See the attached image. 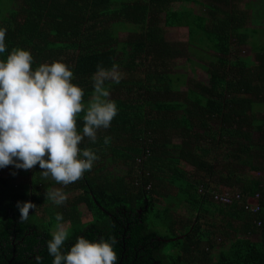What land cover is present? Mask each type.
<instances>
[{
	"label": "trees",
	"instance_id": "obj_1",
	"mask_svg": "<svg viewBox=\"0 0 264 264\" xmlns=\"http://www.w3.org/2000/svg\"><path fill=\"white\" fill-rule=\"evenodd\" d=\"M251 7L233 0H0V25L7 28L0 59L21 47L31 51L33 68L63 60L85 105L98 67L105 76L120 67L127 73L105 80L108 91L122 95L109 93L118 109L110 126L97 130L94 144L85 138L80 145L98 159L80 179L60 184L78 190L75 196L62 205L46 199L54 180L38 166L9 165L0 173V264H36L37 254L51 264L46 242L57 213L62 223L71 221L65 251L77 236L111 235L118 264H264V29L249 26ZM179 26L188 40L171 44L165 28ZM120 31H128L125 39ZM243 45L250 55L240 54ZM182 56L203 62L209 82L174 72L172 58ZM182 161L202 176H190ZM115 162L126 165L124 174L112 176ZM247 167L263 175H248ZM222 184L238 187L243 199L259 193L258 212L216 204L211 193ZM17 201L37 205L22 222ZM81 205L93 219L79 226ZM214 227L228 244L211 255Z\"/></svg>",
	"mask_w": 264,
	"mask_h": 264
},
{
	"label": "clouds",
	"instance_id": "obj_2",
	"mask_svg": "<svg viewBox=\"0 0 264 264\" xmlns=\"http://www.w3.org/2000/svg\"><path fill=\"white\" fill-rule=\"evenodd\" d=\"M6 32L7 28L0 25V55L6 51ZM33 63L31 51L21 47L13 48L6 58L0 59V169L9 165L19 170L38 166L42 177L68 185L90 171L98 159L94 150L80 146L82 141L87 138L94 144L97 130L107 129L118 109L105 87L108 77L99 67L100 74L92 78L93 97L85 105L83 88L72 82L71 65L53 60L33 68ZM82 111V127L78 130L77 116ZM108 141L105 136L104 143ZM44 195L55 205L66 200L60 189L47 190ZM16 207L18 221L22 222L30 209L36 211L37 205L17 201ZM55 220L51 238L46 242L51 264H118L114 236L92 240L77 236L65 251L69 230L60 213ZM34 259L41 264L39 254Z\"/></svg>",
	"mask_w": 264,
	"mask_h": 264
},
{
	"label": "rangeland",
	"instance_id": "obj_3",
	"mask_svg": "<svg viewBox=\"0 0 264 264\" xmlns=\"http://www.w3.org/2000/svg\"><path fill=\"white\" fill-rule=\"evenodd\" d=\"M204 1V0H201ZM240 8L245 9L246 7V3H251L252 7H251V12H253L252 14V20L250 19L249 21V26L254 27V28H261L264 29V0H233ZM175 7L178 6V4L174 5ZM189 6V4H188ZM191 7H193L195 9L196 12H201L202 11V6L200 4H196V3H191L190 4ZM165 32H166V39L168 42H170L171 44L176 43V42H183L185 43L188 40V29L186 27H166L165 28ZM128 35V31H120L119 32V36L121 37V39H125L126 36ZM250 46L249 45H243L240 48V54H242V56H248L250 55ZM196 58V57H194ZM196 60V59H195ZM172 62L174 64V69L173 71L176 73H181V74H185L187 78H194L195 80H199L202 81L204 83H208L209 82V75L206 71V69L203 67V62H201L200 60H196L195 63H191L188 61L187 57L182 56V57H174L172 58ZM139 74H141V72H138ZM106 76L109 77L110 79H113V77H115V79L113 80H119L121 78H124L127 76V73L125 71H123L121 69V67L118 68H114L112 70H109L108 73H106ZM182 89H185V86H182ZM123 92V91H122ZM109 93H120V91H116V90H112L109 88ZM122 96V95H121ZM180 139L178 137L174 138L175 142H178ZM245 159L249 160V157H245ZM181 166L189 173L190 176L194 175V176H202V173L197 171L192 165L182 161ZM126 165L125 164H120V163H113L110 171L112 176H118V175H122L125 173L126 171ZM9 171V166H6L3 169H0V173L6 175ZM244 172L248 175H252V176H262L263 174L258 172V171H253L250 170L248 167L244 169ZM21 179L25 178V175H21L20 176ZM51 179V177H50ZM52 180V179H51ZM214 186V184H213ZM61 186L60 184H57L54 181V184L52 185V189H60ZM215 188H221V190H224L225 192H238L239 188L238 187H229L227 185H218L215 186ZM61 190V189H60ZM66 197L71 198L73 196H75L78 193V190H68V191H63L61 190ZM240 192V191H239ZM185 212L184 215L188 214L187 210L183 207L182 208ZM80 210L82 211V219H81V223H79V226L81 225H85L87 222L91 221L93 219V217L91 216V212L87 209V207L85 205H81L80 206ZM183 212H179L181 213V215H183ZM217 215V214H216ZM51 220H53L52 222L54 223V225L57 223L54 216L51 217ZM206 222H211L210 216H207L205 219H203V225L206 227L208 226V223L206 224ZM64 226L67 227V225L71 226V221L69 222V220H66L63 222ZM214 231V234L212 236L213 241H215V247L210 251L211 255L216 254L222 244L227 245L228 244V239H226L223 235V233L220 231L221 229L214 227L211 228ZM221 238V241H217V239ZM252 240H258V236L257 235H253L250 237ZM223 245V246H225ZM206 247V245H205Z\"/></svg>",
	"mask_w": 264,
	"mask_h": 264
},
{
	"label": "built area",
	"instance_id": "obj_4",
	"mask_svg": "<svg viewBox=\"0 0 264 264\" xmlns=\"http://www.w3.org/2000/svg\"><path fill=\"white\" fill-rule=\"evenodd\" d=\"M214 200L221 204H232L233 202H237L244 206V208L252 213L258 212L260 209L259 198L261 195L256 193L254 195H250L243 199V195L241 192H213Z\"/></svg>",
	"mask_w": 264,
	"mask_h": 264
}]
</instances>
